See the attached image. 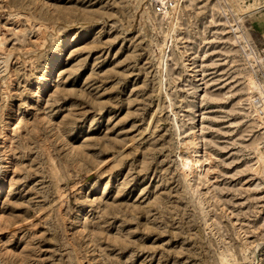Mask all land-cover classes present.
<instances>
[{"label":"rangeland","instance_id":"obj_1","mask_svg":"<svg viewBox=\"0 0 264 264\" xmlns=\"http://www.w3.org/2000/svg\"><path fill=\"white\" fill-rule=\"evenodd\" d=\"M263 49L264 0H0V264H264Z\"/></svg>","mask_w":264,"mask_h":264},{"label":"bare ground","instance_id":"obj_2","mask_svg":"<svg viewBox=\"0 0 264 264\" xmlns=\"http://www.w3.org/2000/svg\"><path fill=\"white\" fill-rule=\"evenodd\" d=\"M234 24V23H233ZM235 26V25H234ZM239 26L237 25L236 27L232 26V29L234 31L233 35V42L238 43V47L244 52V55L246 58L252 57L253 61L257 60V56L251 45L248 43L247 38L245 37L244 34H238L236 32V29H238ZM231 29V28H230ZM242 41L244 43H242ZM68 44L67 39L63 40L61 43V46L64 47ZM237 46V45H236ZM246 49H249V51H246ZM243 55V56H244ZM249 63V61H248ZM254 63V62H253ZM56 64V60L54 64L48 69L47 74H52L51 71L54 68ZM252 64V63H250ZM249 65V64H248ZM51 70V71H50ZM252 70V69H251ZM253 74V73H252ZM254 77V76H253ZM252 76H249L247 80V86H248V92H249V102H248V110L250 111L253 120L259 125V128L262 129V137L264 138V85L261 84L259 81H257L255 78ZM264 79V78H263ZM43 80L44 84L37 93L36 97L43 96L46 93L47 85L49 84V77L43 75ZM257 94V95H256ZM34 100V97H31V101ZM21 124V115L19 111L17 110L15 113V116L13 119L9 122V127L6 130L5 138L4 139H9L10 134L13 130L17 129ZM264 160V151L259 150L258 154V161H263ZM6 166V165H2ZM10 184V181L8 180V174L4 173L2 176V179L0 181V196L2 194V191ZM82 213L80 212L78 214V217L80 218Z\"/></svg>","mask_w":264,"mask_h":264},{"label":"built area","instance_id":"obj_3","mask_svg":"<svg viewBox=\"0 0 264 264\" xmlns=\"http://www.w3.org/2000/svg\"><path fill=\"white\" fill-rule=\"evenodd\" d=\"M264 50V49H263ZM263 58H264V56H263Z\"/></svg>","mask_w":264,"mask_h":264}]
</instances>
